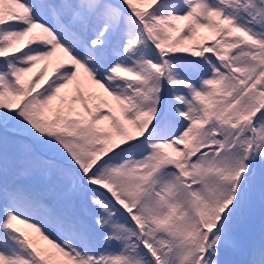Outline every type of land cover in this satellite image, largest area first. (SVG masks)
<instances>
[{
    "label": "snow or ice",
    "instance_id": "snow-or-ice-1",
    "mask_svg": "<svg viewBox=\"0 0 264 264\" xmlns=\"http://www.w3.org/2000/svg\"><path fill=\"white\" fill-rule=\"evenodd\" d=\"M0 264H264V0H0Z\"/></svg>",
    "mask_w": 264,
    "mask_h": 264
},
{
    "label": "rangeland",
    "instance_id": "rangeland-1",
    "mask_svg": "<svg viewBox=\"0 0 264 264\" xmlns=\"http://www.w3.org/2000/svg\"><path fill=\"white\" fill-rule=\"evenodd\" d=\"M202 31H205L206 32V30H202ZM20 227H22L23 228V226L21 225Z\"/></svg>",
    "mask_w": 264,
    "mask_h": 264
}]
</instances>
